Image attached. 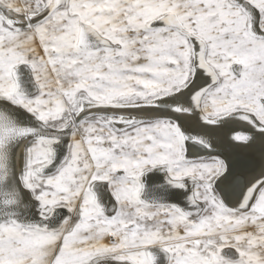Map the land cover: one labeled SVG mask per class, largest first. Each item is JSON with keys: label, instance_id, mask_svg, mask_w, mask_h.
I'll list each match as a JSON object with an SVG mask.
<instances>
[{"label": "snow or ice", "instance_id": "obj_1", "mask_svg": "<svg viewBox=\"0 0 264 264\" xmlns=\"http://www.w3.org/2000/svg\"><path fill=\"white\" fill-rule=\"evenodd\" d=\"M189 120L264 138V0H0V264H264Z\"/></svg>", "mask_w": 264, "mask_h": 264}, {"label": "bare ground", "instance_id": "obj_2", "mask_svg": "<svg viewBox=\"0 0 264 264\" xmlns=\"http://www.w3.org/2000/svg\"><path fill=\"white\" fill-rule=\"evenodd\" d=\"M184 127L192 135L203 134L204 139L211 145V149L208 150L189 145L190 155L216 156L226 164L228 171L220 177L217 184L224 189L234 204L243 184L250 181L259 172L260 161L264 159V138L256 134L253 143L243 144L230 138L233 131L232 127L206 126L195 120H189ZM234 127L247 132V129H243L240 125ZM24 150L25 144H21L18 157L24 153ZM221 181H225V183L221 184ZM217 191L219 193V188ZM173 199L178 201L180 197L174 196Z\"/></svg>", "mask_w": 264, "mask_h": 264}, {"label": "rangeland", "instance_id": "obj_3", "mask_svg": "<svg viewBox=\"0 0 264 264\" xmlns=\"http://www.w3.org/2000/svg\"><path fill=\"white\" fill-rule=\"evenodd\" d=\"M190 157L191 158H194V159H198V160L199 159H202L204 162H211L212 159H213V157H216V156H197V155H190ZM216 158H218V157H216Z\"/></svg>", "mask_w": 264, "mask_h": 264}]
</instances>
